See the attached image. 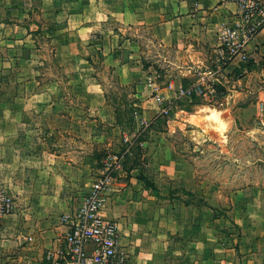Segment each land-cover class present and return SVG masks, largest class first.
<instances>
[{"label": "crops", "instance_id": "0c3cea01", "mask_svg": "<svg viewBox=\"0 0 264 264\" xmlns=\"http://www.w3.org/2000/svg\"><path fill=\"white\" fill-rule=\"evenodd\" d=\"M236 10L233 0H0V188L16 198L1 220L0 264H55L69 231L62 215L80 205L104 153L128 135L110 103L112 85L133 86L130 134L141 130L136 110L156 127L140 141L152 171L128 153L103 205L118 222L127 264H264V183L232 188L231 217L177 191L185 182L196 193L186 182L197 171L178 165L174 142L160 137L172 114L159 115L153 95L156 82L173 97L172 80L191 84L214 67L219 29ZM249 51L247 64L220 76L219 101L195 95L223 106L224 120L264 122V27ZM181 112L199 123L202 152L212 138L224 141L220 133L228 137L221 123L208 124L216 114Z\"/></svg>", "mask_w": 264, "mask_h": 264}, {"label": "built area", "instance_id": "2783aa9c", "mask_svg": "<svg viewBox=\"0 0 264 264\" xmlns=\"http://www.w3.org/2000/svg\"><path fill=\"white\" fill-rule=\"evenodd\" d=\"M237 4L234 17L222 23L219 29V41L214 50V67L202 73L191 84L177 85L170 82L175 91L173 97H167L160 85H153V95L160 109L159 115L170 116L175 99L193 100L195 95L204 94L212 100H220L218 88L220 76L225 74L228 65L246 64L250 60L249 45L264 27V0H233ZM135 116L140 123L138 135L149 125V121L140 115ZM128 141L129 138L127 137ZM107 151L102 159L100 173L94 179L91 188L80 205L73 211L64 213L62 220L69 225L65 237V247L60 250L55 264H127L129 256L120 247V229L115 219L103 212L107 191L113 184L115 173L120 170L130 151ZM16 207L15 195L7 188H0V231L4 215Z\"/></svg>", "mask_w": 264, "mask_h": 264}, {"label": "rangeland", "instance_id": "374dc122", "mask_svg": "<svg viewBox=\"0 0 264 264\" xmlns=\"http://www.w3.org/2000/svg\"><path fill=\"white\" fill-rule=\"evenodd\" d=\"M152 62V61H150ZM264 63L261 64L259 82L264 87ZM257 67V66H256ZM254 68V67H253ZM159 68V72H160ZM167 76L162 75V80H165ZM133 91L132 85H112L108 89V95L110 96V103L116 107L118 118L125 122L127 125L126 131L129 140H122L123 145L120 148L109 149L107 151L119 152L130 147L129 154L132 152V158L130 163L140 164L142 170L146 173H150V167L146 166V161L149 160L150 155L145 154L144 146L141 144V139L149 140L153 137L152 130H155V125H149L142 134L131 132V119L128 107L133 104V100L130 98V93ZM136 107L135 105H133ZM197 111L202 109L208 112V114H216V119L209 118L208 124H214V122L221 123V130L228 137H224L220 133L219 138L224 141H214L212 138L209 141L205 152L199 148L200 141L198 139L199 123L197 120L186 119L182 112L183 110ZM133 114V112H132ZM171 121L168 119L164 121L167 128L162 126L163 133H156L162 138H169L171 142H174L177 149V158L180 159L178 165L185 167H192L197 171V176L187 181V186L192 189H196V196H188V199L205 200L208 197L207 202L212 204H219L223 207L221 213L228 217L230 215L231 205V190L232 188H246L252 184L264 183V122L256 117L251 118L245 122L240 117L234 119H223L224 107L219 106L214 101L205 100L198 96L193 100L189 99H177L175 103L174 111L171 113ZM176 120V121H173ZM168 125H174L173 127ZM245 125H249V129H253L249 132L244 131ZM218 138V137H217ZM106 151V152H107ZM104 153V155L106 154ZM138 156V159H135ZM249 160V162L247 161ZM137 161V162H136ZM205 174L201 176V182L199 180V174ZM206 178V188H203L202 179ZM184 183L178 182L176 190L182 192V188L185 187ZM202 187V188H201ZM199 188L207 190L206 196H202L198 190Z\"/></svg>", "mask_w": 264, "mask_h": 264}, {"label": "trees", "instance_id": "16d2710c", "mask_svg": "<svg viewBox=\"0 0 264 264\" xmlns=\"http://www.w3.org/2000/svg\"><path fill=\"white\" fill-rule=\"evenodd\" d=\"M128 110H129V114L132 116V112H133L134 109H132L131 105H129ZM140 177L143 178V179H145L146 185L148 187H153L156 190L158 189V187L155 184V182L152 181V180H150L148 177L144 176L143 173L140 174ZM182 191H183L184 194H187L188 196H196V193L195 192H193L192 190L186 189L184 187L182 188ZM189 200L190 201H193L194 203H197V204H199V203L200 204L201 203H207L208 204V202L206 200H203V199H200L199 201L198 200L195 201L194 199H189Z\"/></svg>", "mask_w": 264, "mask_h": 264}]
</instances>
